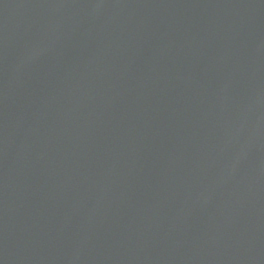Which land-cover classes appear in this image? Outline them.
<instances>
[{
    "label": "water",
    "instance_id": "95a60500",
    "mask_svg": "<svg viewBox=\"0 0 264 264\" xmlns=\"http://www.w3.org/2000/svg\"><path fill=\"white\" fill-rule=\"evenodd\" d=\"M0 264H264V0H0Z\"/></svg>",
    "mask_w": 264,
    "mask_h": 264
}]
</instances>
